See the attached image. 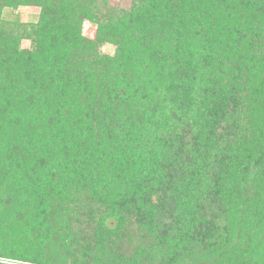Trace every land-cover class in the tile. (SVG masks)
I'll use <instances>...</instances> for the list:
<instances>
[{"label":"trees","instance_id":"trees-1","mask_svg":"<svg viewBox=\"0 0 264 264\" xmlns=\"http://www.w3.org/2000/svg\"><path fill=\"white\" fill-rule=\"evenodd\" d=\"M129 2L0 0V264H264V0Z\"/></svg>","mask_w":264,"mask_h":264},{"label":"rangeland","instance_id":"rangeland-1","mask_svg":"<svg viewBox=\"0 0 264 264\" xmlns=\"http://www.w3.org/2000/svg\"><path fill=\"white\" fill-rule=\"evenodd\" d=\"M115 2L117 3H120L123 7H129L130 6V2L129 0H114ZM15 14L18 15V18L19 20L22 22V23H30V22H34L36 19H37V15H38V9H35V8H20L18 10L15 11ZM5 17L7 18V15H5ZM95 34V25L94 24H91V23H84L83 26H82V35L87 37V38H92ZM21 46L23 48H28L29 47V42L24 40L21 42ZM112 47H104L102 48V50L104 52H107V51H110ZM152 118V117H151ZM156 119L152 120L151 122H155ZM163 128L161 129H158V130H155V129H151V132H153V134L150 136V145H146L145 147L148 148V149H151V146H155L156 145V142H158L161 146H163V152L164 151H171L175 145H170L169 143H166V144H163V143H160L158 141V138L160 137V134H161V131H162ZM133 132V136L132 134H129L127 138H129L130 140H134L135 139V134L137 135V133L135 132L134 134V131H131ZM138 136V135H137ZM146 139H143L142 140V143L141 145H144V141ZM182 139L178 140V143H179V148H180V145H181V142ZM194 142V136L192 138H190L189 142L187 143V147H182L184 148V150L186 151V149L188 150L189 148H191V145H189L190 143H193ZM137 148V150H141L140 147L138 146H135ZM178 153H179V150H178ZM133 154H137V153H133ZM186 154V152H185ZM150 159L149 157H147L146 159H144L143 161H146L150 162ZM159 168H162V167H159Z\"/></svg>","mask_w":264,"mask_h":264}]
</instances>
